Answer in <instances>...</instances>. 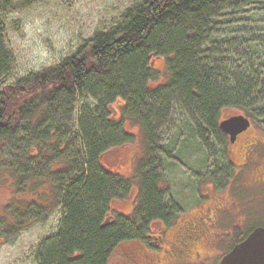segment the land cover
I'll use <instances>...</instances> for the list:
<instances>
[{
    "label": "trees",
    "instance_id": "16d2710c",
    "mask_svg": "<svg viewBox=\"0 0 264 264\" xmlns=\"http://www.w3.org/2000/svg\"><path fill=\"white\" fill-rule=\"evenodd\" d=\"M12 10L14 5L0 3V12ZM224 28L236 34L235 46L201 52L223 37ZM263 36L264 0H145L127 10L114 31L95 34L59 64L1 84L0 175L10 179L14 196L0 207V237L17 236L61 207L57 233L36 248L37 264H108L123 239L144 234L153 220L170 219L179 211L160 186V159L179 154V140L173 135L168 150L157 149L154 125L179 108L188 139H199L210 153L220 107L255 105L261 97L262 70L253 65L264 67V60L259 54L252 63L244 51H264ZM226 53L231 70L218 60ZM11 62L0 22V80ZM163 65L165 84L150 85ZM78 99L95 104L78 112L76 156L60 160L73 148L60 126ZM125 119L141 125L145 144L130 179L120 168V149L133 141ZM111 155L115 166L108 167ZM136 189L132 215L116 214L114 204Z\"/></svg>",
    "mask_w": 264,
    "mask_h": 264
},
{
    "label": "rangeland",
    "instance_id": "374dc122",
    "mask_svg": "<svg viewBox=\"0 0 264 264\" xmlns=\"http://www.w3.org/2000/svg\"><path fill=\"white\" fill-rule=\"evenodd\" d=\"M23 1L0 0V3L7 2L14 5L15 8L9 12H0L4 44L12 59L11 67L1 78L0 85L13 84L24 77L59 64L63 58L74 54L79 48L86 45L95 34L114 31L121 22L124 13L145 0H38L29 5L21 4ZM224 30L223 37L219 34L221 37L216 41L212 39L211 42H208V46L205 44L201 47V52L208 50L210 54L219 47L218 52L228 51L230 42L235 46L236 34L229 33L225 28ZM241 39L242 37L238 36L237 40ZM238 41L237 43H239ZM252 48L253 58L251 57L252 52L244 51V53L250 57L249 61L253 60L252 63H254L255 60L260 59L261 51L257 47L253 46ZM218 60L222 66L227 67V70L232 69L227 53L219 57ZM253 66L263 71V66L259 62L254 63ZM159 69L158 76L150 80V85L155 87L165 84L166 67L165 65L159 66ZM263 81L262 83H264ZM94 104L91 100L78 99L73 105V112L70 114L68 122L64 127L60 126L64 135L72 140L73 148L62 156L59 154L58 159H66L70 157V154L76 156V151L79 150L76 138L78 112L81 107L86 105L93 107ZM168 116L167 121L154 125L152 144H157L156 147L159 150H168L170 148L168 147L169 141L173 140L171 138L174 135L173 138L179 140L176 142V147L180 148V152L179 154L168 152L164 157L161 156L160 186L166 190V199L172 200L179 210L187 211L194 207L199 200L198 184L200 183L196 179L197 173L212 174L213 168H211L212 163L207 162L208 148L200 147L199 151L196 149L200 145L198 140L190 137L188 139V133L185 130L187 119L181 109L174 107ZM123 125L125 130L133 135L130 145L124 147L123 150L120 149L122 162L120 168L123 175L130 179L134 176L136 163L142 157L145 149L144 135L141 125L133 120L125 119ZM6 150L7 148L4 149V151ZM116 153L114 152L113 155ZM200 156L201 158L206 156L204 162L199 159ZM113 162L114 157L111 155L106 164L115 166ZM43 164L47 165L45 162ZM201 167L205 168V171L201 170ZM1 177L4 178V181H0L2 182L0 183V207H3L11 201L14 189L8 177L0 175V179ZM3 182L6 186L3 185ZM45 191V189H40L39 193L43 194ZM21 199L23 200L22 197ZM122 204V202L114 204L115 212L129 215L128 212L131 208ZM172 212L174 216L178 215V212L175 213L174 210ZM61 214L62 209L59 207L47 219L21 231L17 236L0 237V264H37L36 248L46 237L57 233ZM120 253L121 250L117 246L112 252L108 264H120L122 258Z\"/></svg>",
    "mask_w": 264,
    "mask_h": 264
},
{
    "label": "flooded vegetation",
    "instance_id": "af4514ba",
    "mask_svg": "<svg viewBox=\"0 0 264 264\" xmlns=\"http://www.w3.org/2000/svg\"><path fill=\"white\" fill-rule=\"evenodd\" d=\"M261 55L264 60L263 50ZM259 93L255 105L241 103L218 110L210 143L213 149L206 155L213 173H197L200 194L194 207L178 208V215L153 220L144 234L123 239L117 245L120 264H220L256 228H264V83ZM239 116L248 121V127L231 142L221 124ZM198 143L196 149H206L199 139ZM206 156L199 159L204 162ZM137 193L136 189L122 201L131 208L129 215L116 214L131 216Z\"/></svg>",
    "mask_w": 264,
    "mask_h": 264
},
{
    "label": "water",
    "instance_id": "95a60500",
    "mask_svg": "<svg viewBox=\"0 0 264 264\" xmlns=\"http://www.w3.org/2000/svg\"><path fill=\"white\" fill-rule=\"evenodd\" d=\"M157 60L153 66H156ZM248 127L242 116L222 122L221 129L233 142L235 135ZM108 219L106 220L107 223ZM220 264H264V228H256L243 242L236 246Z\"/></svg>",
    "mask_w": 264,
    "mask_h": 264
}]
</instances>
